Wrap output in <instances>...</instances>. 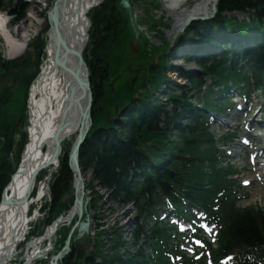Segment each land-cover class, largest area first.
<instances>
[{"label": "trees", "instance_id": "trees-1", "mask_svg": "<svg viewBox=\"0 0 264 264\" xmlns=\"http://www.w3.org/2000/svg\"><path fill=\"white\" fill-rule=\"evenodd\" d=\"M10 2L0 0V10L10 6ZM118 5L119 0H104L89 15L91 29L83 56L89 70L93 97L92 125L80 148L82 168L89 170L97 186L109 192L110 201L118 204L133 202L138 217L153 213L156 206L164 202L165 196L171 199L176 195L183 196L192 205L206 206L220 188H227L225 200L221 198L224 229L216 253L222 252L220 255H223L236 247L250 251L259 247L264 251V213L252 207L236 206L232 192L234 182L226 177L233 170L225 172L217 167L216 142L208 130L209 116L206 112L221 109L217 98L221 96L222 87H228L230 83L244 82L246 87L252 83L257 89L264 88V0H218L215 17L200 22L205 25L204 28L195 24L189 28L193 32L189 33L187 29L188 34L185 32L183 36L187 39L194 36L201 40L204 36L213 42V37H216L214 44L221 52L214 56H197L194 61L200 71L186 77L187 86L167 88L164 102L154 93L162 90L167 78L166 70L170 62L165 53L155 65L143 69L147 72L146 80L138 79L131 85L130 80L123 77L126 72L121 69L125 65L124 54L120 55L108 46L106 48V45H120L115 41L118 36L121 37V28L117 26L122 21ZM235 11L243 13L246 18L238 20L227 16ZM248 38L253 42L252 47L235 46L238 40ZM44 46L45 38L35 39L37 63ZM139 58L149 61L148 50L142 51ZM130 61L133 60L130 58ZM244 62L246 64L242 65ZM17 66V60L2 62L0 71L12 74L17 83L21 77L20 73L13 72ZM114 78L116 81L109 85L107 82L111 83ZM206 79L210 83L200 95ZM29 80L18 82L22 85H19L18 91L22 92L23 99L28 92ZM117 81L120 83L116 84ZM5 96V93L0 95V200L16 167L10 157L12 145L25 138L21 130L14 129L18 116L13 114L8 117L4 112L9 103ZM199 96L202 103H194ZM115 106L123 109L122 116L110 122ZM167 107H171V112L166 110ZM67 160L68 151L60 158L50 182L51 202L43 207L48 208L46 224L69 209L72 203V196L69 203L60 202L61 196L72 185ZM102 202L103 196L97 194L91 203L96 231L93 249L87 254L79 253L77 259L71 252L61 264H150V255L143 246L130 250L120 226H111L112 235H107L105 224L96 219ZM137 221L130 229L132 244H137L138 239L143 237L146 243L159 248L156 240L167 236L166 228L155 224L146 229ZM68 231L67 227L58 232L59 247L64 244ZM157 259L160 264H166L161 252ZM248 260V255H243L241 264H252L255 258Z\"/></svg>", "mask_w": 264, "mask_h": 264}, {"label": "rangeland", "instance_id": "rangeland-1", "mask_svg": "<svg viewBox=\"0 0 264 264\" xmlns=\"http://www.w3.org/2000/svg\"><path fill=\"white\" fill-rule=\"evenodd\" d=\"M56 0H11L10 6L7 8H4L3 11H0V14L3 17L7 18L8 21V28L10 30H21L20 33L16 36L18 39L20 38L22 29L26 28L27 24H29L36 15L41 20H45V25L39 29L36 33L31 35L28 38L27 45L24 48V50L20 53L19 56L10 58L8 57V47L6 44V41L3 36L0 35V63L6 62L9 60H27L26 63L35 59L34 63L36 64V71L32 76H28L30 83L28 86V94L26 95V98L23 99L22 92L18 91L19 85L21 83H14V78L11 79L8 84H3L2 81H0V95L2 93H5L6 96L4 98L9 99V103H7V107H5V114L9 117L11 115H15L20 118L16 117L17 120H15V128H18L21 130L25 136L23 135V140L20 138L19 140L15 141L12 145L11 150V156L13 159V166L18 164V161L20 160L21 152L23 150V147L27 141V128L26 125L28 123V100L30 95L31 86L38 76L42 65L44 64V52L42 51V54L39 56L40 60L39 63H37V54L35 52V39L38 37L41 39V37L47 38V29L48 27L51 28V26H48V15L54 5ZM127 2V5L124 4L123 0H119L118 5V15L119 18L122 19V21L117 24L118 27L121 28L120 35L121 37H117L115 41L119 42L120 45H113L110 47L109 45H106V48L108 46V49L117 51L120 55L124 54V66L121 69H124L125 75L123 77H127L128 80H130L131 85L133 84V80L137 81L138 78L142 76V69L145 67H148L149 64L155 65L156 60L155 56H159L161 53L164 54V51L166 49V46H168L169 51L168 58L170 61L171 66L167 68V73L170 75V78L167 80V83L165 86L169 85H182L186 84L185 76L193 75L199 72V67L192 61L196 55H198L201 51L204 52L205 50L200 49L201 51H193L194 43L198 42V38L193 36V42H185V44H192V49L190 52L186 49L187 45H183L179 40L186 38L184 36V32H187V29L189 30V33L193 32L192 28L190 27L194 26L195 24H198L199 26L203 27L205 25L201 24L200 22L209 21L207 19H212L215 17V9L217 5L215 4L212 9L208 11L207 14L198 15L189 22L185 24V27L179 30L178 32L171 33L172 30V22H174L173 17L170 15V13L166 10V8L163 6L162 0H125ZM195 3V0H188L185 1L180 5V7L177 9L180 10H190ZM217 3V1H216ZM100 5V4H99ZM99 5L95 6L97 8ZM94 7L88 12L87 16L89 18V15L91 14ZM229 16H233L237 18L238 20L244 19L245 16L243 14H240L239 12H234L228 14ZM90 20V18H89ZM200 23V24H199ZM39 25L38 22H35L34 26ZM100 28V27H99ZM91 29V20L88 27V33ZM105 31V30H104ZM95 32L98 34L99 30ZM100 33V32H99ZM188 34V32H187ZM190 35V34H189ZM189 40V39H188ZM201 40H205V38H201ZM213 40H217L216 37H213ZM233 40H236L235 37H233ZM209 46L210 41H208ZM208 43H203L204 45L208 46ZM88 44V42H87ZM86 44V45H87ZM117 44V43H116ZM200 44V43H199ZM197 47V46H195ZM86 48V47H85ZM148 49V54L151 55L150 59L153 58V60H145L144 58L140 60L139 55L142 51L145 52V49ZM187 50V51H186ZM189 52V56H184L186 53ZM28 53V54H27ZM155 56H154V55ZM162 54V55H163ZM27 55L28 58L24 59L23 57ZM90 55V54H89ZM130 58L133 61H130ZM129 59V61H128ZM152 62V63H151ZM129 63V65H127ZM38 65V66H37ZM14 71V70H13ZM16 73V71H14ZM1 74L6 77H12V74H6L5 71H0V77ZM116 81V79H113L110 82H107L109 85H113V83ZM120 82L117 81L116 84H119ZM114 84L115 86H118ZM22 86V85H21ZM164 86V88H165ZM13 94V95H12ZM12 95V96H10ZM10 96V97H9ZM156 98L165 101V94L162 91L156 93ZM239 103L244 106L245 109L242 111H239V117L237 119L233 118V113L227 114L223 113L220 116H217L218 118H215L210 126V130L212 134H214L216 137L220 136L224 132L228 130H234L235 133H237L236 139L227 144V147H223V150L228 152V150L231 151L229 162L233 163L237 169L240 170L239 177L237 178L240 182L241 186L244 187L243 189V195L240 199V204L243 206H254L261 208L264 211V153L258 152V156L256 158V161L258 162L257 167L253 170L251 161H249V155L251 154V157L253 154H255L259 149L263 150L264 148V137H261L262 134H264V92L260 91H251L250 98L248 100V104L244 103L239 99V97H234ZM6 106V104H5ZM166 110L168 112H171V107H167ZM113 121L115 119L121 118V114H117L116 109L114 110V113L112 114ZM237 124V130L234 129V124ZM247 129L244 127L247 125ZM235 127V128H236ZM15 133V132H14ZM16 134V133H15ZM18 135V134H17ZM16 137L19 138V135ZM75 134L72 135L70 139H66L61 145L62 150L60 153V158L64 156L65 152H69L70 146L72 144V141L75 138ZM239 136H247L250 138L251 143L249 146H244L239 143ZM260 136V138H258ZM15 137V138H16ZM21 146V147H19ZM19 149H22L19 151ZM59 158V159H60ZM11 159V158H10ZM80 167L82 168L81 164ZM58 169V167L56 166ZM52 172V176L56 173L57 169ZM70 168V167H69ZM71 170V168H70ZM83 174L86 177L85 184H86V190H85V199H86V206L87 212L89 211V214L92 217V221L94 220V214H93V208L91 207V203L93 200L97 197V194H100L103 196V202L100 205L99 213L96 214L98 216L97 221L103 222L104 228L107 230V235L111 236L112 231L109 229L111 226L116 227V225L120 226V229L122 230L124 234V239L127 241L128 246L130 247L131 251H135L137 249V245H133L131 238V228L133 227V223L136 220V212L135 208L131 205L123 206L118 203H114L109 200V192L106 190L101 189L99 186H97L96 181L92 178L91 173L89 170H84L82 168ZM72 173V170H71ZM12 175V174H11ZM46 173H41L39 176L40 180L46 182L45 185V194L39 202H34L31 204L32 209V215L36 213L35 216H37V219L30 224V227H32L34 224L36 226L34 227V232L36 235H41L46 227V218H42V215L38 213V209L40 208L41 203H49V195H50V182L52 181L51 178L46 179ZM50 177V176H49ZM38 181L41 183V181ZM48 181V182H47ZM248 182V183H246ZM243 184V185H242ZM73 187L71 185V188L65 192L68 193V195L73 196ZM64 193V194H65ZM36 194V193H35ZM63 194V195H64ZM70 196V197H71ZM33 197V196H32ZM51 197V196H50ZM67 197V200L70 198ZM32 199V198H31ZM30 199V200H31ZM73 199V197H72ZM66 200V201H67ZM61 203H64L61 202ZM48 205V204H47ZM66 211H63L62 213H65ZM31 214V213H30ZM67 228V227H65ZM62 229V228H61ZM94 226L93 223H91V233L92 237L95 242V235H93ZM31 231V230H30ZM96 233V231H94ZM30 234V233H29ZM28 234V237H29ZM57 236V237H56ZM59 235L54 236V244L53 246H56V242L59 239ZM104 238V237H103ZM31 238H27L26 241H21L19 243V246L17 248V253L12 256V259L9 264H19L23 258V255L26 250L27 241H29ZM107 245L108 243L105 242ZM47 243H43L41 246H45ZM94 245V244H93ZM91 245V246H93ZM52 246V247H53ZM60 245H57L55 248H52L49 254H54L56 251L60 250ZM90 246V247H91ZM81 246L78 245L77 250L81 251ZM88 249V248H87ZM85 249L86 251L80 252L81 254H87L89 250ZM74 252V251H72ZM49 254L46 255L43 258L34 259L31 264H47L50 261ZM77 259V258H76ZM62 261H59L58 264H61Z\"/></svg>", "mask_w": 264, "mask_h": 264}, {"label": "bare ground", "instance_id": "bare-ground-1", "mask_svg": "<svg viewBox=\"0 0 264 264\" xmlns=\"http://www.w3.org/2000/svg\"><path fill=\"white\" fill-rule=\"evenodd\" d=\"M63 1V4H60L61 0L58 3L61 6L60 9L64 5L63 13H59V9H57L59 6L52 7L50 11L51 28L49 31L47 30L46 58L31 86L28 100L27 141L16 166V172L12 175V179L2 195L4 201H0V264L10 263L12 256L17 253V246L25 238L30 223L37 219L35 213L29 215V210L31 204L42 200L45 194V182L41 181L31 201L29 199L31 195L27 200H22L29 186L31 175L41 166L36 175L45 172L47 173L45 177L48 179L58 163L59 154L57 153V145L60 146L66 139H70L74 134L76 135L79 128L78 120L80 111H82V107H80L82 91L75 87V81L71 74L66 72L59 65L60 62H58L64 60L66 65L71 69L76 65V58L71 52L66 51L59 42H56L58 40L57 31L61 21L62 37L68 47L73 51L75 49H82L87 41V28L90 24L87 13L92 8V5L95 6V3H100L101 0ZM185 1L188 0H162L163 6L174 19L171 33L178 32L184 28L185 24L192 20V18L207 14L216 4L217 0H195L190 10L178 11L177 9ZM35 22H38L39 25L34 26ZM44 25L45 20H41L36 15L27 24L26 28L22 29L20 38L18 39L16 32L18 34L21 30H10L7 18L0 14V35L6 41L8 57L14 58L19 56L26 47L28 38ZM53 46L58 49L56 61ZM88 82L90 84L89 71ZM90 119L92 122L91 111ZM57 140H60L59 144H56ZM81 178L84 187L86 177L83 172H81ZM80 189L77 195L84 198L85 193H82ZM77 208L78 206H76ZM84 212L85 209L83 210ZM75 216L76 214H74L73 218ZM84 219L81 218L80 220L84 221ZM64 221V218H61L59 222L49 226L43 234L27 241L26 250L22 258L23 264H31L34 259L45 257L50 253L52 248H55L59 244L57 241L56 246H53L54 236L59 225ZM47 242L48 245L41 246ZM54 257L55 254H52V258H50L48 264H53L55 261ZM55 264H58L57 261Z\"/></svg>", "mask_w": 264, "mask_h": 264}, {"label": "water", "instance_id": "water-1", "mask_svg": "<svg viewBox=\"0 0 264 264\" xmlns=\"http://www.w3.org/2000/svg\"><path fill=\"white\" fill-rule=\"evenodd\" d=\"M59 1L60 0L55 1V3H54L55 7L59 6L60 4H63L62 3L63 0H61V3L58 5ZM123 2L125 5H127V2L125 0H123ZM95 5H96V3H95ZM60 7L61 6L57 7V9H59V13L61 14V13H63L64 5H63L62 9H60ZM49 18H50V13L48 15V21H49V24L51 25V20ZM61 32H62V25H61V21H60L59 26H58V31H57L58 40L56 42H59L61 44V46H63L65 48L66 51L71 52L75 56L76 65L74 68L70 69L66 65L64 60L58 61V62H60L59 65L66 72L71 74L72 78L75 81V87H77L79 90L82 91V98H81L82 101H81V105H80V107H82V111H80V117L78 120L79 121V125H78L79 128L77 131V136H76V138H75V140H74V142L70 148L69 154H68V164H69V167L71 168L73 175H74L73 188H74L75 193H74L73 204H72V207H71L69 213L65 217H58L53 223L59 222L61 218H64V220L66 222H69L72 219V217L74 216V214H76L77 218L70 228L68 237H67L65 244H64V247L62 248V250L60 252H58L55 255V257H54L55 261L53 262V264H55L56 261L58 263V261L62 260V258L65 256V254H67L70 251V239H71L72 234L75 230L77 231V236L72 242V247L75 249L76 254L78 253V250H77L78 244H80V246H81V251H84L87 248L89 249L91 244H92V237H91V231H90V220L91 219H90L89 214H86L84 221L80 220L87 202L86 201L83 202L82 196L78 197V195H77L79 188H81L80 190L82 191V193H83V188H84L82 178H81L82 169L80 167V162H79V150H80V147H81V145L85 139V135H86V133L89 130V127L91 125L90 111H91V106H92V93L90 90V84L88 82V68L86 66V63H85L83 55H82L83 48L82 49H75L74 51L71 50L68 47L64 38L62 37L63 35ZM53 53H54V58L56 61V59L58 57V49L55 46H53ZM142 78L145 79V74H143ZM0 81H2L4 84H8V82L11 81V78L1 75ZM59 142H60V140H57L56 144H59ZM60 148H61V145L60 146L57 145V149H58L57 153L58 154L60 153ZM39 168H37L33 172V174L31 175L30 181H29V186H28L22 200H27V198L29 197V194H30L32 186H33V181H34L35 175L37 174ZM3 194H4V192H3ZM67 197H68V193H65L62 196L61 201H63ZM2 201H4V197L1 199V202ZM76 206H78L77 209H76ZM83 236H85L86 238L82 239L81 237H83Z\"/></svg>", "mask_w": 264, "mask_h": 264}, {"label": "snow or ice", "instance_id": "snow-or-ice-1", "mask_svg": "<svg viewBox=\"0 0 264 264\" xmlns=\"http://www.w3.org/2000/svg\"><path fill=\"white\" fill-rule=\"evenodd\" d=\"M247 183V182H246Z\"/></svg>", "mask_w": 264, "mask_h": 264}]
</instances>
